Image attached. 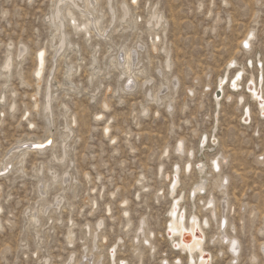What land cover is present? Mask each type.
I'll list each match as a JSON object with an SVG mask.
<instances>
[{"label": "rangeland", "instance_id": "1", "mask_svg": "<svg viewBox=\"0 0 264 264\" xmlns=\"http://www.w3.org/2000/svg\"><path fill=\"white\" fill-rule=\"evenodd\" d=\"M55 1L57 0H0V160L6 153L9 155V152L14 150L19 140L30 138L34 141L43 138L46 129L50 130V136L54 141L43 155L37 157L29 154L25 158L24 172H16L14 167L19 165L14 166L15 162H13V166L11 164L9 168L13 170L2 175L0 179L2 208L0 264H78L83 243L90 246V238L87 241L84 239V225L90 222L92 226L99 218L105 221L101 234L107 239L102 241L104 247L98 244L103 263L107 261L105 254L108 246L119 236L122 238L120 241L122 246L115 249L118 253L116 258H121L120 261L125 258L126 264H160L161 258L172 262L173 258L178 256L181 261L184 260L181 264H186L185 255L172 248L163 239L162 230L172 201V197L167 194L169 180L166 177L171 175L175 166L179 167V181L174 197L181 198L180 205L185 216L188 213L192 215L195 213L201 218L204 214L208 215L207 211H199L207 198L213 197L216 204L222 202L221 193L211 187L214 177L213 174L208 173L207 164L213 156L226 154V161L221 164L220 176L225 175L228 179L227 192L234 209L232 208L230 213L232 217L225 214L224 218L226 222H232L233 226L236 224L234 229L238 232L233 230V233L241 244L240 259L235 263L229 262L225 247L220 246L216 241H210L211 238L215 240L218 232V221L215 222L219 220L218 213L216 214L218 217H214L215 220L204 229L207 239L205 245L209 246L206 245L205 248L210 253L211 251L217 253L218 260L215 258L213 264H249L248 256L252 253L258 255L256 264H264V257L258 250L259 243L264 242V230L262 233L259 232L264 226L263 120H259L253 103L249 101L248 105L254 113L253 121L247 126L244 125L240 121L242 114L236 107L235 98L234 101H227L223 97L220 106H217L214 104L215 93L213 94L218 79L226 74L223 70L227 68L226 64L232 57L237 58L239 62L232 71L249 62L253 65L255 62H261L264 65V0H226L227 3L225 0H138L137 5L131 6L132 17L136 24L131 28H122L123 26L120 27L116 22L114 24L116 29L111 37L115 50L121 44L132 47L136 41L142 43L143 47L141 55L145 64L132 69L137 84L134 81L131 91L124 92L118 88L121 83L118 78L120 68L107 66L108 46L102 42L96 47L98 54L94 67L102 70L106 68L107 74L103 75L101 71L97 75L98 79L96 77L92 80L100 83V88L93 95L88 77L91 73L92 48L83 43V34L66 26L65 30L69 38L77 43L78 47H72L71 51L67 50L65 56L53 65L56 71L51 80L53 98L48 119L43 111V102L46 79L53 68L51 56L47 55L44 78L39 84L33 74V57L39 48L49 50L53 29L48 16ZM123 1L128 2V0H113V6L118 8ZM99 2L106 25L109 16L105 0ZM156 5L167 20V24H164L165 31L161 33L160 28L156 31L158 30L162 37V42H159L158 46L162 45L166 51L170 49L171 71L162 67L165 61L164 49L153 52L149 47L152 32L144 21L148 9ZM72 10L79 21L83 19L78 9ZM64 24L68 25L66 20ZM252 27L256 28L255 36H257L253 45L256 48L252 47L251 53L245 55L239 52L238 42L245 31ZM22 45L27 46L28 52L20 59L17 58V51ZM76 50L79 51L77 54L74 52ZM9 56L12 58V66L8 77H4L3 65ZM77 64L80 67L70 77L73 83L70 85L66 79V68L73 66L74 70ZM249 69L246 68L248 73L256 76V66L254 68L251 66ZM248 73L246 72L245 75L248 76ZM231 74L232 72H229L227 76L230 78ZM245 75L244 78H247ZM136 76L141 77L138 79ZM145 81L147 82L144 83ZM162 81L166 84L163 87H161ZM173 81L176 86L172 84ZM243 82L241 89L233 95L244 92ZM116 89L119 90L116 92ZM146 90L151 91V96H145ZM226 91L229 90L224 87V94H227ZM156 94L161 101L154 100ZM166 96L168 99H165ZM103 99L107 100L109 110L100 108ZM11 103L15 104L14 110L9 108ZM35 103L38 104L37 109L34 108ZM167 104H170V107L167 108ZM62 110L68 113L67 122L70 117L75 116L77 124H72L73 134L65 139L67 149L64 160L53 162L50 154L53 152L56 156L60 155L61 146L64 144L61 138L64 132ZM97 113H102L103 116L96 117ZM105 123L111 126L107 137L102 133ZM253 129L258 130V133H254ZM204 136L207 141L201 144ZM110 137L118 139L110 142ZM179 138L184 140V150L191 148L193 156L195 155L192 159V169L188 173L182 171L186 154H181L180 159L178 153L173 151ZM209 139H214L215 143ZM200 168L204 169L203 174L199 172ZM65 171H69L75 178L71 186L67 188L58 180L48 188L47 192H44V184L50 182L51 172L61 176ZM199 179L205 181L203 193L192 198ZM111 192L114 195L111 196ZM58 193H62L60 195L67 198L57 211L54 202ZM158 196L161 197L159 200L156 199ZM123 200L126 204L122 202ZM94 202L97 204L94 205ZM105 206L110 207V213H107ZM43 207L47 208L46 214L40 216L37 225L29 224L28 215L34 209L40 211ZM243 207L245 212L241 214L239 208ZM123 208L128 210V218L131 222V232L127 236L123 235L125 229V216L121 215ZM141 217L146 218L148 228L154 232L153 241L157 249L152 254L143 249L139 258L131 253L129 239ZM48 218L51 220H47ZM69 227L72 228L74 236V242L70 246L65 240ZM220 249L222 252L217 251ZM70 255L75 257L71 262H69ZM167 255L172 257L169 258Z\"/></svg>", "mask_w": 264, "mask_h": 264}, {"label": "bare ground", "instance_id": "2", "mask_svg": "<svg viewBox=\"0 0 264 264\" xmlns=\"http://www.w3.org/2000/svg\"><path fill=\"white\" fill-rule=\"evenodd\" d=\"M99 1L100 0H57V1L54 2L53 6L51 8V11H50V15L48 16V21L51 23V26H52V29H53L52 30L53 34H51V37H50V40H49V42H50L49 50L46 49V48H39L38 50L35 51V55L33 57V61H34L33 74L35 76L34 78L36 79L37 84H39L44 78L43 77V73H44V71L46 69L47 55L51 56L50 59L52 61V66H53L55 63H57L58 60H60L61 58H63L65 56V53H67V50H70L72 47L73 48L74 47H78V44L73 42L69 38V36H68L69 34L65 30L66 26H68V27L73 28V30L75 32L83 34V38H84L83 39V43L85 45H87V46H91V48H92V50L90 52L91 53L90 54V66H91L90 70H91V73H89L88 77H89V81H90V84H91V91L93 92V95L100 88V85H99L100 83L92 82V80L96 79L97 75L101 71H103V72H101V73H103V75L107 74L106 68L103 67L104 69L102 70V69H99L98 67L97 68L94 67V64H95V62L97 60L96 55L98 54L96 47L99 46V44H101L102 42L105 43V46L106 45L108 46L107 49H106L108 51V53H109V55L107 56V61H109L107 66L112 67L114 69L117 68V67L120 68L118 70L119 71L118 72V78L121 81V83L119 84L118 88L121 91H123V92L124 91H128L131 88H133L134 81L136 82V79L134 78L135 74H134V77L132 75V69H133V67H136V66H139V65L143 66V64H145V61H143L144 58L141 55V52H142L141 50L143 48L142 47V43L136 41L132 47H129L126 44H121L118 47V49L115 50L113 48V46H112V38L111 37H112V35H113V33H114L115 29H116V27H114L115 26L114 24L116 22L118 23V25L120 27L123 26L122 28H131L133 25L136 24L135 19H133V17H132L133 15H132L131 6L137 5L138 0H128V2L123 1V2H121L119 4L118 8L117 7L115 8L113 6V0H105V4H106V8L108 10V16H109V21H107L108 23L106 25L104 24V21H103L104 14L102 13V9L100 7V2ZM225 2H226V0H225ZM81 3H82V6H80ZM256 4H257V2H256ZM62 6H64V7H62ZM147 7H146V9H147ZM73 8L78 9V11L80 13V16L83 19H81L79 21L75 17V15L73 13V10H72ZM65 20L67 21L68 25L64 24ZM166 21L167 20L165 19V16H163L161 11L158 10L157 5L156 6H151L148 9L147 15L145 17V21L144 22H145V25L148 26L147 28H149L150 31L152 32L151 39H150L151 41H150L149 47H150L151 51H153V52L157 51L158 49H164V47L162 45L158 46V43L162 42V37H161L160 33L158 32V30L156 31V29L160 28L161 29V33H163L165 31L164 24L166 23ZM255 32H256V28H254V27H252L250 29H247L245 31V33L243 34L242 38L238 42L239 52H242V54L248 55L249 53H251V48L252 47L256 48L255 46H253L255 44L254 43L255 37L257 36V35L255 36V34H256ZM165 36H164V39H165ZM169 50L166 51V49H164L165 61L162 64V67L164 69H166V68L169 69L171 67V64H172L170 62V59H169L170 58ZM114 51H115V53L113 54ZM237 51H238V49H237ZM27 52H28L27 46L26 45H22L17 51V58H20V59L24 58V56H25V54H27ZM74 52L77 54L79 51L76 50ZM161 52H162V50H161ZM239 52H237V53H239ZM252 52H253V50H252ZM236 59L237 58H233V57L231 58V60L226 64L227 68H225L223 70V71L226 72V74L222 75L217 81V84L215 86V90L213 91V94L215 93L216 90H219L220 93H221L220 94L221 96L218 97V98H216L214 96V104L217 105V106L218 105L220 106V100L223 97L227 101L233 100V98H235L234 100H235L236 107L241 110L240 114H242L241 117H240V121L243 122V124L247 126V124L249 122L253 121L252 120V117H253L252 115L254 114L252 112L253 109L251 108L252 109L251 110L249 105H248V102L251 101L253 103V105H254L253 106L254 109L257 111L259 120H263V125H264V65H262L261 62H255L254 65L252 64V62H249V64L245 63L244 66L242 64L243 67L240 66L241 68H238V69H235V70L232 71V69L235 68V66L238 65V63H239V62H237ZM245 60L247 61L248 59L246 58ZM77 61H78V58H77ZM11 66H12V58L9 56L8 59L5 61L4 65H3L2 73L5 74L4 77H8V74L10 72ZM251 66H252V68H254L256 66V68H257L256 76L251 74L250 72L248 73V71L246 70V68L248 70H250L249 68ZM78 67H80V66L77 64L75 66L74 70H73V66H68L66 68V72H65L66 79H67V81H69L70 85H73V83L70 80V77L73 75V73L77 72V70L79 69ZM105 67H106V65H105ZM169 70L171 71V69H169ZM55 71H56V67L53 66L51 72L49 73V76L46 79L47 86H46V90H45V100L43 102V111L45 112V116L48 119H49V116L51 114V102H52V98H53V96H52V92H53L52 89L53 88H52V85H51V83H52L51 80H53L52 75L55 73ZM145 71H146V69H145ZM229 72H232L230 78L227 76ZM246 72L248 73V76L245 75ZM159 74H160V72H159ZM164 75H165V73H164ZM243 75H245V77L247 76V78H244ZM137 77L138 76H136V78ZM139 77H141V76H139ZM139 77H138V79H139ZM210 77H211V75H210ZM210 77H209V79H210ZM97 79H98V77H97ZM163 79L165 80V78H163ZM244 79H245V81L243 82ZM146 82L147 81H145L144 83H146ZM242 82H243L242 90H244V92L238 93L237 95H233V93H236V92H238L239 89H241V83ZM144 83H141V85H145ZM206 83L208 84L209 82H206ZM249 83L251 84V88L250 89L247 88V84H249ZM135 84H137V82ZM172 84L174 86H176V83L174 81H173ZM164 85H166V84L162 81L161 87H163ZM135 87H137V86L135 85ZM143 87H145V86H143ZM224 87H226V89L229 90L230 92L226 91L227 94H224ZM166 88H168V87H166ZM119 89H116V92ZM155 93H156V91H155ZM171 93H173V92H171ZM229 93H231V94H229ZM159 95H161V94H159ZM145 96H148V97L151 96V91L150 90H146L145 91ZM91 98H93V96H91ZM153 98H154V100L156 102L157 101H161V99L158 98L157 94L154 95ZM165 99H168V97L165 98ZM154 100H152V101H154ZM170 101H173V100H170ZM233 101H231V102H233ZM160 104H161V102H160ZM99 106L103 110H106V109L109 110V104L107 103L106 99L101 100ZM65 107L66 106L64 105V108ZM166 107L167 108L170 107V104H167ZM222 107L223 106H221V108ZM9 108L11 110H14L15 109V104L11 103ZM34 108L37 109L38 108V104L35 103ZM147 110H146V112H147ZM61 116L63 117L62 123H63V130H64V132L62 131L63 133H62L61 138H62V142L64 144L61 146V150H60L61 154L60 155L56 156L55 153H53V152L50 154V159L53 162L56 161V160H59V162H60V159L62 161L64 160L65 155H66V149H67V146L65 144V139H67L69 136H71V133L73 132L72 124H77V120H76L75 116L70 117V120L67 122V120H66L67 117H68L67 111L62 110ZM97 116H103V115H102V113H97L96 117ZM244 117H246L245 118L246 120L244 119ZM29 124L31 125L33 123H29ZM109 125L105 123V125L102 127L103 136L107 137L108 133H110L109 131H110V127L111 126H109ZM30 127H32V126H30ZM243 129H244V127H243ZM45 131H47V132L43 136V138L42 137L41 138H37L34 141L31 140L30 138L27 139V140H23V139L19 140L18 143H17L18 145L15 146L14 150L10 151V152L8 151L9 155L7 153L5 154L4 158L2 160H0V179H1V177H3L2 175H4L5 173L13 170L12 168L9 170L10 165L12 164V166H13V162H15L14 166L19 165L18 167H14V170L16 172H20V173L24 172L23 171V163L25 161V158L29 154H33L34 156H37V157L40 156V155H43L45 153V151L47 150V147H49V146H45V147L40 148V149H32L31 146H30L31 143H35L36 142L37 144L41 145V144H44L45 142L48 141L50 143V145L54 144V141H52L53 139L50 136V130L46 129ZM256 132L258 133V130L255 129L254 133H256ZM203 138H205V136ZM117 139L118 138H116V137H110V142H112L113 140L115 142ZM28 140L29 141L31 140V142L29 144H26ZM183 141L184 140L180 139V140H177L176 143L174 142L175 146L173 148V151L178 153V157L180 159L182 157L181 154H183V153H184V155L186 154V159L183 162L182 171H183V173H188L192 169L191 168L192 163H193L192 159L194 158L195 155L193 156V154H192L193 150H191V148H188V149L186 148L187 150H184ZM205 141H207L206 138L201 142V144L205 143ZM210 141H213V139H211ZM213 143H215V140L213 141ZM11 149H12V147H11ZM167 149H168V147H167ZM199 149L200 148H198V150ZM169 154H167V155H169ZM199 154H201V153H199ZM167 155H166V157H168ZM226 155H224V156H222V155L213 156L210 159V162L207 164L208 165V169H209L208 173L210 175L213 174L212 176L214 177L213 181L211 182V187H212L213 190H217L219 193H221L222 202L220 203V202H218L219 201L218 200L217 201L218 204H216V200L213 197L207 198L206 201L204 200L205 203L202 204V206L200 205L201 207H200L199 211H202V210L207 211L208 215L204 214V215H202L201 218L198 215H195V213H194V215H192L191 213H188V215L185 216V212L183 211V209H182V207L180 205L181 198H179L178 196L176 198L174 197L175 190H176V187H177L178 181H179V179H178V168L179 167L175 166L174 169L171 172V175L166 177V179L169 180L168 188H167L168 189L167 194L172 197V201L170 202V205H169V208H168V211H167L168 212V218L165 221L164 230H162L163 228H161V230L164 233L163 239L166 242H168L172 248L177 249L180 253L185 255L186 264H213L215 258H217L216 260H218L217 253L214 254V252L212 253V251H211V253H212L211 254L205 248L206 245H207V244L205 245V241L207 239H206L205 232H204V229L207 228L206 226H208V224L211 221L215 220V218L218 217V216H216L217 213H218L217 215H219V220H215V222L218 221V232L216 233L215 240L213 238H211L210 241L211 242L216 241L217 243H219L220 246H224L225 247L224 249H226V251H227V254H228L227 257L229 258V262H234L235 263L237 260L240 259L239 252H240L241 244H240L239 240L237 239V237L233 233V230H235L234 227L236 226V224H234L235 226H233L232 222H226V220H225L226 218H224V216L226 217L225 214L230 215L232 208L234 209V207H232V205H234V204L231 205L230 200H229V195H228V192H227V190H228L227 189L228 188L227 184H229L228 183V179L225 177V175L220 176L221 164L223 163V161H226L225 160L227 158ZM207 157H205V158H207ZM202 158H203V156H202ZM162 159H163V157H162ZM162 159H161V162H162ZM204 161L205 160H203V162ZM199 172L203 174L204 173V169L200 168ZM87 175H85V176H87ZM180 177H182V175ZM74 179L75 178L73 177L72 174H70L69 171H65L64 173L61 174V176H59V174H56V172H51V180H50V182L47 185L44 184V187H43L44 188V192H47L48 188L50 186H52L53 183L57 182L58 180L60 181V183H64L65 187L69 188L71 186L72 182L75 181ZM185 180L187 181V178ZM199 180H198V183L196 184V186H195V188L193 190V197L192 198H194L195 196L197 197L198 195L203 193L205 181L201 180V179H199ZM191 182H194V181H191ZM191 184H193V183H191ZM161 186H162V184H161ZM150 188L151 187H149V189ZM0 191H1V186H0ZM45 194H43V195H45ZM60 194H62V193H60ZM60 194L58 193V196L55 198L54 206H55L56 210L59 208L61 203L64 202L65 198H67V197L64 198V196H62ZM101 194H103V192ZM110 195L112 196V195H114V193L111 192ZM217 196H218V194H217ZM41 198H44V197H41ZM143 198H144V196H143ZM150 198H152V197H150ZM160 198L161 197H159V196L156 197L157 200H159ZM183 199H184V197H183ZM188 199H190V198H188ZM147 200H148V197H147ZM91 202H92V198H91ZM122 202H125V201L123 200ZM201 202H202V200H201ZM96 204L97 203L94 202V205H96ZM125 204H126V202H125ZM197 204H198V202H197ZM90 206H92V205H90ZM109 206H105V208H107L106 209L107 213L111 212V209H110ZM126 208H123L121 210V212H122L121 215L125 216V218H124L125 219V223H124L125 229H124V233H123L124 236H127L128 233L131 232V230H130L131 222H130V220L128 218L129 212H128V210ZM92 209L94 210V208H92ZM31 210H33V209H31ZM46 210H47V208H44V207L40 211L37 210V209H34L32 211V213H30V215H28V217H29L28 223L29 224L38 223L40 221V216L43 217L46 214ZM239 210H240L241 214H243L245 212L244 207L243 208H239ZM0 212H2V208L1 207H0ZM81 212H83V211H81ZM104 212H105V210H104ZM234 212H233V215H234ZM96 215H97V212H96ZM102 216H103V214L101 215V217ZM145 219L142 218V219L138 220V222L134 226V229L132 230V232H133V234H131L132 236L130 235L131 239H129L130 243H131L130 244L131 253L134 254L135 256L139 257V258L141 257V255L143 253V251H142L143 249L147 250L149 253L151 252V254L153 252L155 253V251L157 249V245H156L155 241H153L154 238H155V234H154V232L152 230H150L148 228ZM47 220H51V218H48ZM112 220H114V218ZM239 222H241V221L239 220ZM89 223H86L84 225V227H85L84 228V239H85V241H87L88 238H90V246L88 247V245L86 246V243H83V245H82L83 246V250L81 252L82 255H81V258L78 260V264H126L125 258H122L124 260H121V261H120L121 258H116V255L118 253H116L117 251H115V249L122 246V244H120V241H122V238L117 236V235H116L117 237H116L115 241L110 246H108L109 248H111V247L112 248L110 250L108 248L107 251H106L105 258H106L107 261L105 263L102 262L103 256H101V249L99 248V245L101 244L103 246L102 241H105V239H106V237L101 234L102 227H105L104 226L105 221H104L103 218H99L95 222H93L92 226H90ZM0 224H1V218H0ZM40 225H42V224H40ZM71 226L72 225H70V227ZM74 226H76V225H74ZM149 226H151V225H149ZM232 226H233V228H232ZM31 227H32V225H31ZM70 227L67 229V233H66V236H65L66 239L64 238L69 246H70V244H72L74 242V236H73L72 228H70ZM209 227H211V225H209ZM150 228H153V227H150ZM32 229H33V227H32ZM153 229H155V227ZM263 230H264V226H263V228L259 229V232L262 233ZM235 231H237V230H235ZM39 235L40 234H38V237H39ZM157 236H159V235H157ZM212 236H214V235H212ZM259 236H260V234H259ZM156 239H158V238H156ZM39 240H40V237H39ZM108 241H109V238H108ZM104 243H106V242H104ZM161 243H159V244L161 245ZM102 246H100V247H102ZM210 247H212V246H210ZM221 249L217 250V251L218 252H222ZM258 250H259V253L261 254V256L264 257V242L261 241V243H259ZM165 254H166V252H165ZM218 254H221V253H218ZM222 254H224V253H222ZM220 256H219V258H220ZM257 256L255 254H253V253L250 254L248 256L249 264H256L257 263L256 261H257V258H258ZM170 257H172V256H170ZM173 257H175V256H173ZM74 258L75 257L70 255L69 256V262H71L72 259H74ZM224 258H222V259L224 260ZM183 261H181L179 256L173 258L172 262L167 261V259H165V258H161L160 264H181ZM72 263H74V261ZM183 264H185V263H183Z\"/></svg>", "mask_w": 264, "mask_h": 264}, {"label": "water", "instance_id": "3", "mask_svg": "<svg viewBox=\"0 0 264 264\" xmlns=\"http://www.w3.org/2000/svg\"><path fill=\"white\" fill-rule=\"evenodd\" d=\"M247 88L248 89H250L251 88V84L249 83V84H247ZM221 93H220V91L219 90H216V92H215V97L216 98H218V97H220L221 95H220ZM246 117H244V119H245ZM246 120V119H245ZM205 138H203L202 139V141L204 140ZM213 141H214V139H213Z\"/></svg>", "mask_w": 264, "mask_h": 264}, {"label": "built area", "instance_id": "4", "mask_svg": "<svg viewBox=\"0 0 264 264\" xmlns=\"http://www.w3.org/2000/svg\"><path fill=\"white\" fill-rule=\"evenodd\" d=\"M202 139H203V138H202ZM47 142H48V141H47ZM47 142H45V143H47ZM201 142H202V140H201ZM45 143H44V144H45ZM34 144H37V143L35 142V143H31V144H30L31 148H32V145H34ZM41 145H42V144H41ZM47 146H50V144L47 145ZM32 149H33V148H32ZM39 149H40V148H39Z\"/></svg>", "mask_w": 264, "mask_h": 264}]
</instances>
